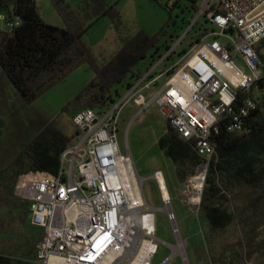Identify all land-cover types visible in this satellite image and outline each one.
Wrapping results in <instances>:
<instances>
[{"label":"built area","instance_id":"1","mask_svg":"<svg viewBox=\"0 0 264 264\" xmlns=\"http://www.w3.org/2000/svg\"><path fill=\"white\" fill-rule=\"evenodd\" d=\"M202 20L205 29L196 50L168 68ZM19 25L18 18L0 13V32ZM177 40L158 52L115 102L73 116L77 141L62 153L58 174L20 176L15 197L29 204L30 223L42 231L36 264H152L158 254L160 240L143 190L145 179L118 142L121 113L131 104L142 108L139 114L155 106L166 121V132L172 130L194 144L202 161L182 183L181 194L199 219L216 155L212 138L221 129L248 132L255 111L264 104V0H205ZM152 178L176 240L164 264L177 256L190 264L189 244L162 170Z\"/></svg>","mask_w":264,"mask_h":264},{"label":"trees","instance_id":"2","mask_svg":"<svg viewBox=\"0 0 264 264\" xmlns=\"http://www.w3.org/2000/svg\"><path fill=\"white\" fill-rule=\"evenodd\" d=\"M51 2L64 28L44 21L37 0H0V13L20 20L12 32H0V193L5 191L8 201L20 203L29 253L33 254L30 260H22L0 251V264H34L42 231L28 221L29 204L20 202L14 190L24 174H58L61 155L71 146L72 139L62 133L56 120L38 111L33 103L89 63L96 77L79 94L74 113L86 108L103 110L121 95L119 90L113 94V87L126 81L129 85L141 72L137 66L161 36L151 37L141 30L131 39L124 38L117 55L101 64L84 37L88 28L102 18L122 24L116 6L110 0H76L75 6L70 0ZM160 49L156 48L152 58ZM11 86L16 91L14 98L6 93ZM212 139L216 155L201 202L199 218L205 227V239L197 256L200 261L210 260V264H226L230 259L236 264H251L256 255L264 254V240L248 248L244 244L247 239L255 241L264 229V105L255 111L248 132L221 129ZM159 147L173 161L181 184L202 161L194 144L172 130L160 138ZM3 212L0 209V216ZM231 230L239 242L212 258L214 242Z\"/></svg>","mask_w":264,"mask_h":264},{"label":"rangeland","instance_id":"3","mask_svg":"<svg viewBox=\"0 0 264 264\" xmlns=\"http://www.w3.org/2000/svg\"><path fill=\"white\" fill-rule=\"evenodd\" d=\"M110 2L116 6L122 24L115 25L109 18L97 20L88 28L84 41L98 62L102 64L117 55L123 47L122 40L124 38L131 39L137 36L141 30L151 37L161 33L156 47L136 68L143 72L151 62L156 48H161L159 52H162L173 40L178 41L177 39L185 34L205 0H110ZM70 3L75 6L76 0H70ZM37 5L46 23L60 28L65 27L51 0H37ZM203 24L204 20L191 32L179 52L168 64V68L180 62L182 58L190 56L196 50L197 42L205 29ZM158 54L155 56L157 57ZM238 63L245 67L243 62L238 60ZM95 77L96 73L91 65L85 63L33 103V107L38 111L56 120L62 133L72 139L71 145L77 141V129L73 123V116L77 112L74 113L77 98ZM164 81L165 79L162 83ZM126 82L115 85L112 93L119 90L123 94ZM15 92L12 86L6 91L7 95L13 98ZM13 98L11 99L13 100ZM141 109L134 104L124 108L120 116L118 142L123 153L128 151L131 153L138 174L145 179L143 184L145 198L149 206L153 208L156 217V236L160 240V249L152 264L167 262L173 254L171 246L176 242L167 215L163 211L164 204L158 184L152 178L155 171L159 169L163 172L182 237L189 244L187 254L190 264H210V260L200 261L197 256L198 245L204 236L205 227L200 222V218L198 219L184 204L181 194L183 187L177 178L175 165L159 147V140L167 130L166 121L155 106H149L139 114ZM6 196L5 191L0 193V209L4 210L0 216V251L12 254L18 259L30 260L33 254L29 253L31 248L28 246L25 223L20 217V203L8 201ZM263 240L264 229L258 234L255 241L247 239L244 244L248 248L256 246ZM238 242V235L231 230L214 242V251L211 257L218 258L223 251ZM168 264H183V262L181 257L177 256ZM226 264H236V261L230 259ZM251 264H264V254L256 255Z\"/></svg>","mask_w":264,"mask_h":264},{"label":"crops","instance_id":"4","mask_svg":"<svg viewBox=\"0 0 264 264\" xmlns=\"http://www.w3.org/2000/svg\"><path fill=\"white\" fill-rule=\"evenodd\" d=\"M44 21H45V20H44ZM239 199H240V201H241V200L243 201L244 197H240ZM204 239H205V238H204V236H203L201 243L204 241ZM201 243L198 245V249H197V251L199 250V247H200ZM33 263H35V261H33Z\"/></svg>","mask_w":264,"mask_h":264},{"label":"bare ground","instance_id":"5","mask_svg":"<svg viewBox=\"0 0 264 264\" xmlns=\"http://www.w3.org/2000/svg\"><path fill=\"white\" fill-rule=\"evenodd\" d=\"M166 193H167V192H166ZM196 194H197V192H195V196H197Z\"/></svg>","mask_w":264,"mask_h":264}]
</instances>
